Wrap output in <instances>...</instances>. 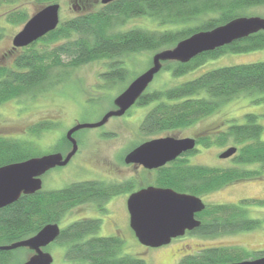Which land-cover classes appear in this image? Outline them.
<instances>
[{
  "label": "trees",
  "instance_id": "obj_1",
  "mask_svg": "<svg viewBox=\"0 0 264 264\" xmlns=\"http://www.w3.org/2000/svg\"><path fill=\"white\" fill-rule=\"evenodd\" d=\"M37 1L43 4L57 2ZM16 2L0 0V6ZM259 5H264V0H114L96 10L60 18L55 29L27 46H12L3 54L0 104L12 98L35 97L48 91L68 80L71 69L94 60H108L106 70L100 74L105 83L103 86L124 83L130 70L123 58L172 47L196 31L209 30L235 17L247 16L245 9ZM138 16L153 19L164 28H121L129 19ZM27 18L23 9H11L4 19L21 24ZM4 33V27L0 25V39ZM259 48L264 49V30L203 51L187 62L165 61L160 70L181 75L222 53ZM263 91L264 60L221 66L179 84L145 89L134 105L153 103L142 117L139 130L144 135H155L182 129L213 114L233 98ZM244 117V123L231 121L214 137H200L197 142L202 140L204 146L231 142L237 148L231 156L234 163L256 164L257 167L242 169L191 164L186 156L195 148L152 170L153 184L200 197L229 182L259 176L264 172V140L260 139L262 125L257 122V114L246 113ZM50 126L40 122L31 131L39 134ZM61 141L58 144L63 149L56 148L53 152L65 154L70 149L71 143L65 135ZM35 148L32 141L0 135V166L32 157ZM134 185L132 180L106 183L90 179L73 181L59 189L21 194L14 202L0 207V245L28 238L47 223L59 224L76 206L88 203L100 206L113 195L132 192ZM257 202L264 203V198H244L236 203H205V208L197 214L200 224L190 233L213 236L254 229L259 226L260 219L251 217L246 206ZM99 226L98 219L83 218L60 229L56 240L66 244L64 256L70 260L67 264H147L140 257L121 253L123 240L119 237L96 235ZM20 248L32 252L25 247L0 250V264H18L14 260ZM258 256H264V249L248 252L238 247L215 246L186 253L175 264H228ZM78 260L81 262H74Z\"/></svg>",
  "mask_w": 264,
  "mask_h": 264
},
{
  "label": "rangeland",
  "instance_id": "obj_2",
  "mask_svg": "<svg viewBox=\"0 0 264 264\" xmlns=\"http://www.w3.org/2000/svg\"><path fill=\"white\" fill-rule=\"evenodd\" d=\"M60 4L59 17L68 18L85 11L100 8V0H57ZM85 3V8L78 11L77 6ZM48 4V3H47ZM46 5L37 0H17L16 3L0 6V25L4 27V35L0 39V62L2 57L12 47V37L21 29L24 23L12 24L4 18L11 9H23L28 18ZM247 16L264 18V5L245 9ZM27 18V19H28ZM143 27L148 29L164 28L163 25L148 17H133L121 28ZM152 52L134 53L123 58L129 65V74L124 83L103 86L105 83L100 74L107 68L104 59L94 60L70 70V76L64 83L45 91L35 97L21 96L12 98L0 104V135L32 141L36 148L33 156L52 153L54 149H63L61 138L66 131L76 123L95 122L108 110L113 109L114 97L135 75L148 67ZM264 60V49L259 48L247 52H226L207 59L203 64L181 75H173L166 70H160L148 84L147 90L159 89L179 84L192 79L201 73L232 64L249 63ZM153 103V102H152ZM132 105L124 114L111 116L101 126L81 128L73 134L77 140V150L71 159L61 166H55L41 175V189H59L73 181L97 179L106 183H119L132 180L134 190L141 186L153 184L154 172L141 166L126 164V153L143 141L154 137L171 135L174 137H214L219 130L226 128L231 121L238 124L245 122L246 113L258 115L257 122L262 125L260 139L264 140V91L244 94L221 105L213 114L182 129L161 132L155 135H144L139 130V123L151 107ZM40 122L51 125L39 134L31 129ZM232 123V122H231ZM64 145V144H63ZM213 143L204 146L202 140L196 143V150L187 155L191 164H202L217 167L235 166L242 169H253L256 164H236L232 157L220 158L219 154L229 146ZM65 146V145H64ZM130 192L119 193L106 203L104 214L96 212L94 204H85L73 208L60 222L61 227L69 222L82 218L86 214L99 215L102 219L99 233L110 234L112 222L123 235L121 253L140 257L147 264H175L182 255L193 253L197 249L215 246L238 247L253 252L264 249V203H251L246 206L249 215L260 219V224L254 229L233 233H220L205 236L200 233L185 234L173 238L168 244L159 247L142 245L131 231L126 199ZM207 203H236L244 198H264V172L250 179H239L200 196ZM66 244L60 241L49 243L45 250L53 258L51 264H67L64 252ZM31 253L18 249L14 263L27 259Z\"/></svg>",
  "mask_w": 264,
  "mask_h": 264
},
{
  "label": "water",
  "instance_id": "obj_3",
  "mask_svg": "<svg viewBox=\"0 0 264 264\" xmlns=\"http://www.w3.org/2000/svg\"><path fill=\"white\" fill-rule=\"evenodd\" d=\"M109 1L112 0H101L103 4ZM59 10L58 2L48 3L37 10L14 34L12 46H27L55 29L60 20ZM259 30H264V18L238 16L212 29L196 31L176 42L174 46L154 52L150 65L114 97V109L106 111L96 122L76 123L66 131L65 137L71 147L65 154L52 152L0 166V207L14 202L21 194L40 190L41 175L52 167L65 165L76 152L77 142L73 133L81 128L101 126L109 117L124 114L160 71L163 62H187L203 51L213 50ZM195 144V138L189 136L154 137L129 150L124 156V162L139 164L149 170L156 169L193 150ZM236 150V146H229L219 157L228 158ZM126 207L129 226L137 240L149 247H159L184 235L186 230L196 228L200 221L195 214L205 208V203L194 194L179 192L171 187L147 185L129 193ZM59 233L58 223H47L28 238L0 245V250L25 247L31 250L32 254L21 264H51L53 258L43 248L55 241ZM228 264H264V256Z\"/></svg>",
  "mask_w": 264,
  "mask_h": 264
},
{
  "label": "flooded vegetation",
  "instance_id": "obj_4",
  "mask_svg": "<svg viewBox=\"0 0 264 264\" xmlns=\"http://www.w3.org/2000/svg\"><path fill=\"white\" fill-rule=\"evenodd\" d=\"M112 1H114V0H112ZM112 1H109V2H107V3H110V2H112ZM107 3H105V4H107ZM105 4H103L102 2H101V0H100V7L102 6V5H105ZM85 8V3L83 2L81 5H78L77 6V9H78V11H82L83 9ZM115 108V106H114V104H113V109ZM74 134V133H73ZM184 137H186V136H184ZM190 137V136H189ZM195 138V140H196V143H197V140H198V138H196V137H194ZM75 140H76V138H75ZM76 142H77V140H76ZM78 143V142H77ZM78 146V145H77ZM126 164H132V165H135V166H141V165H139V164H133V163H126ZM142 167V166H141ZM145 169V168H144ZM147 170H149V169H147ZM152 170H154V169H150L149 171H152ZM94 180H97V179H94ZM147 185H154V186H157V185H155V184H147ZM147 185H145V186H147ZM145 186H141V187H145ZM141 187H139V188H141ZM117 195V194H116ZM116 195H113V196H111V197H109L104 203H106L108 200H110L112 197H114V196H116ZM104 203H101V205L100 206H97V204H94V203H88V204H94V208H95V210H96V212H101V214H104V213H106V209H107V206L104 204ZM83 205H85V204H83ZM83 205H79V206H83ZM77 207V206H76ZM95 210L93 211V213L92 214H86L85 216H82V218H79V219H83V218H93V219H98L99 221H100V226H99V229H98V231H97V233H96V235H98V236H116V237H119L120 239H122L123 240V235H122V233H121V231H120V229L119 228H117L118 226L115 224V223H113L112 222V226H111V229H113L114 227V229H113V231H112V233H110V234H102V233H99V230L101 229V222H102V218L99 216V215H96L95 214ZM199 212H197L196 214H195V217L198 219V217H197V214H198ZM77 220V219H76ZM74 221V220H73ZM128 224H129V220H128ZM59 227H60V229H62V227L59 225ZM64 227V226H63ZM130 227V226H129ZM131 229V228H130ZM194 230V229H193ZM193 230H186L185 231V234H191L190 232H192ZM131 231L133 232V230L131 229ZM133 234H134V232H133ZM184 234V235H185ZM135 236V235H134ZM137 239V238H136ZM142 244V243H141ZM143 245V244H142ZM146 246V245H145ZM149 247V246H148ZM45 248V247H44ZM44 248H43V250H44ZM258 257H260V256H258ZM253 258V257H252ZM255 258H257V257H255ZM25 260H23V261H21V262H19L18 264H21V263H23ZM74 262H81V261H74Z\"/></svg>",
  "mask_w": 264,
  "mask_h": 264
}]
</instances>
